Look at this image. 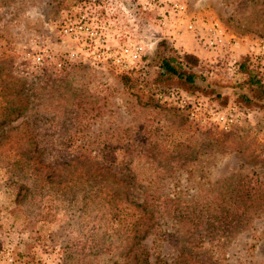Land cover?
<instances>
[{"label":"rangeland","instance_id":"374dc122","mask_svg":"<svg viewBox=\"0 0 264 264\" xmlns=\"http://www.w3.org/2000/svg\"><path fill=\"white\" fill-rule=\"evenodd\" d=\"M169 1L0 0V118L15 109L23 111L22 116L0 126V131L18 128L33 129L34 135L41 130L56 133L53 125L57 123L46 119L52 107H64L71 95L73 101H87L85 111L76 110L82 117L71 131L76 135L65 133L56 141L57 150H81L87 157L95 155L106 162L121 161L124 156L125 162L114 172L122 170L128 181L127 195L156 198L155 209L162 213L167 211L165 197L175 199L172 209L180 211L187 205L201 213L192 236L198 242L194 249L211 247L206 255L216 259L215 264H264V114L255 106H240L245 117L225 132L194 122L172 103L159 101L161 91L178 84L157 75V43L163 41L172 54L193 51L189 49L192 40L184 32V18L173 16L170 23L157 24L159 14H167ZM92 2L101 10L108 4L114 7V14L108 16V20L115 17L106 38L109 45H144L136 68L125 77L112 69L75 62H64L61 69L47 65L34 71L32 56L38 49L47 47L59 53L72 47L58 35L60 17L92 6ZM182 2L188 14L217 20L235 36L237 49L243 51L237 60L246 55L249 40L264 38V0ZM132 7L137 12L135 20L129 15ZM99 18L107 25L103 12ZM172 30L182 36L174 44L177 49L169 39ZM229 75L211 78L227 82L240 78L236 68ZM226 103L239 105L230 97L218 101L219 105ZM36 141L41 145V139ZM0 156V264H132L125 257L129 243L113 220H101L95 208L84 207L78 200L71 206L55 200L54 195H31L22 202L23 189L17 192L4 164L17 158L10 142L0 146ZM118 187L103 191L116 193ZM205 219L210 227L207 233L203 232ZM156 221L160 225L131 251H147L150 262L160 256L172 263L177 250L163 233L172 231L171 219L163 216Z\"/></svg>","mask_w":264,"mask_h":264},{"label":"trees","instance_id":"16d2710c","mask_svg":"<svg viewBox=\"0 0 264 264\" xmlns=\"http://www.w3.org/2000/svg\"><path fill=\"white\" fill-rule=\"evenodd\" d=\"M156 47L157 75L163 79H173L178 84L170 85L169 88H180L187 94L208 96L217 103L230 97L239 103V107L255 106L264 114V79L246 55H242L236 61L235 66L240 78L227 82L213 79L214 77L211 78L206 72L196 70L197 57L193 52L172 54L165 48L163 41H159ZM121 74L124 77L127 75ZM74 97L71 95L64 107H52L51 113L46 117L51 124L57 123L53 125L57 126L56 133L41 130V134L38 132L39 134L34 135L33 129L20 131L18 128L0 131V146L10 142V146L17 154L13 162L7 160L4 164L8 171V179L18 186L17 192L23 189L20 200L22 202L30 200L31 195L35 197L41 194L54 195L55 200L71 206L78 200L84 207L95 208L101 220L110 218L117 224L116 230L121 232L129 243L125 257L131 258L132 264H215L216 259L206 255V251L211 247L194 249L197 248L198 242L192 241V236L202 220L199 211L192 210L187 205L180 208V211L172 209L171 202L175 199L165 197L167 211L162 213L155 209L158 207L154 201L156 198H149L150 195L146 197L127 195L125 187L128 181L122 177V170L117 169V172H114L119 164L125 162L124 156L121 161L112 158L106 162L98 161L95 155L87 157L88 155L81 150L72 153L65 147L56 149V141L61 140L65 133L70 132V136L76 135L71 131L82 118L80 112L76 110L85 111L87 101H73ZM22 112L15 109L12 115L1 117L0 126L22 116ZM26 119H30L29 115ZM36 138L41 139V145ZM93 150L90 149L88 152L94 153ZM24 173L26 175L21 177ZM117 185L119 187L116 193L103 191L107 187L112 191ZM91 191L95 193L93 196L90 194ZM163 216L171 219L172 230L163 231L166 235L165 240L177 250V256L172 263L160 256H156L153 262H150L147 251L142 250L138 254L131 251L132 247L140 245L145 236L160 225L156 219ZM205 218H210V214ZM206 219L203 225L205 233L208 232L205 230L210 228Z\"/></svg>","mask_w":264,"mask_h":264},{"label":"built area","instance_id":"2783aa9c","mask_svg":"<svg viewBox=\"0 0 264 264\" xmlns=\"http://www.w3.org/2000/svg\"><path fill=\"white\" fill-rule=\"evenodd\" d=\"M83 10L65 14L57 21L58 35L71 42L72 47L59 53L47 47L38 49L32 56L33 70L41 71L47 65L61 69L64 62L88 63L125 74L136 68L144 53L142 43L127 42L117 47L107 43L106 38L110 35V27L113 24L111 20L115 18L108 20V16L114 14V7L108 4L101 10L98 4L92 2V6L84 7ZM129 10L131 20H135L136 9L132 7ZM166 11V15L159 14L157 24L162 27L170 23L173 16L177 17L176 19L184 18V32L191 38L196 48L194 53L197 57L196 68L209 76L217 74L222 78L230 77L229 74L236 68L237 61L234 59L238 46L235 36L217 20L188 14L182 0L169 1ZM101 12L106 16L103 19L108 20L107 25L99 18ZM169 35L173 48L177 49L174 43L181 34L176 30ZM245 54L264 79V38L249 40ZM158 98L160 102L172 103L176 108L184 111L190 120L199 124H211L225 132L230 131L246 114V111L235 103L219 105L208 97L187 94L178 89L161 91Z\"/></svg>","mask_w":264,"mask_h":264},{"label":"crops","instance_id":"0c3cea01","mask_svg":"<svg viewBox=\"0 0 264 264\" xmlns=\"http://www.w3.org/2000/svg\"><path fill=\"white\" fill-rule=\"evenodd\" d=\"M174 31H175V30H172L171 33H174ZM179 36H181V35H179ZM179 36H178V37H179ZM181 37H182V36H181ZM177 41H178V40H177ZM177 41H176L174 44H176V43L178 44ZM190 45H191V47H190L189 49L193 50L192 52L195 53V52H196V48H195V45H194L193 41H192V44H190ZM175 46H176V45H175ZM236 49H237V48H236ZM242 52H243V51H241V50H239V49L235 50V53H234V59L237 60L238 57H239V55L242 54Z\"/></svg>","mask_w":264,"mask_h":264}]
</instances>
